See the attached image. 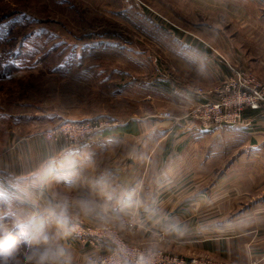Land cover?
Returning <instances> with one entry per match:
<instances>
[{"label":"crops","instance_id":"obj_1","mask_svg":"<svg viewBox=\"0 0 264 264\" xmlns=\"http://www.w3.org/2000/svg\"><path fill=\"white\" fill-rule=\"evenodd\" d=\"M213 19L219 22V54L255 56L251 65L260 70L264 0H219V15ZM195 48L202 55L199 69L209 71V83L227 77L224 61L213 58L217 54L211 48ZM190 50L183 44L178 54L188 56ZM24 68L22 63L18 70ZM178 86L168 84L165 91L167 105L186 113L177 121L156 113L125 120L111 114L117 123L76 145L48 141L40 131L15 138L0 154V189L17 183L29 187L43 177L49 194L90 195L93 182L105 176L140 201L134 218L125 217L132 224L121 233L129 242L147 245L155 239L168 252L187 258L208 255L228 264H264V115L246 109V118L238 124L205 127L189 114L191 106L202 100L201 94L182 92ZM159 94L161 90L155 89L153 97L135 99L140 102ZM59 117L63 115L48 112L44 119ZM24 120L20 123L42 122ZM162 229L164 236L157 233ZM80 241L77 237L68 241L76 264L93 249Z\"/></svg>","mask_w":264,"mask_h":264},{"label":"rangeland","instance_id":"obj_2","mask_svg":"<svg viewBox=\"0 0 264 264\" xmlns=\"http://www.w3.org/2000/svg\"><path fill=\"white\" fill-rule=\"evenodd\" d=\"M216 15L219 0H0V154L15 138L31 132L40 131L48 141L71 145L65 139L68 127H62L61 135L49 134L66 120L100 118L103 121L93 127L97 131L117 123L112 115L125 120L168 110L180 120L186 113L167 105L168 84H179L182 92L199 93L217 89L224 81L209 83V71L199 69L202 55L194 50L199 45L211 48L217 54L213 58L224 61L225 76L230 74V64L236 65L253 70L264 84L263 58L260 70H254L250 58L255 56L219 54ZM220 26L230 28L229 24ZM33 33L41 35L32 37ZM183 44L192 49L188 56L178 54ZM18 48L34 54H17ZM22 63L24 70L4 76L7 69L10 72L14 64L20 67ZM155 89L161 90L154 95L159 98L136 101L138 96L153 97ZM160 104L166 109H160ZM246 109L241 112L243 119ZM259 111L262 114L263 109ZM48 112L63 117L47 121ZM24 117L42 122L20 123ZM84 224L85 229L90 226L96 231L92 224ZM156 248L167 251L159 245ZM91 251L95 250L89 249L88 254ZM17 264H23L22 256Z\"/></svg>","mask_w":264,"mask_h":264},{"label":"clouds","instance_id":"obj_3","mask_svg":"<svg viewBox=\"0 0 264 264\" xmlns=\"http://www.w3.org/2000/svg\"><path fill=\"white\" fill-rule=\"evenodd\" d=\"M93 189L90 195L49 194L43 177L29 187L17 183L0 189V264H17L21 256L23 264H76L68 241L81 234L86 221L109 246L106 254L84 255L81 264H153L155 239L136 250L119 235L131 226L125 217L134 218L140 201L105 176L93 182Z\"/></svg>","mask_w":264,"mask_h":264},{"label":"built area","instance_id":"obj_4","mask_svg":"<svg viewBox=\"0 0 264 264\" xmlns=\"http://www.w3.org/2000/svg\"><path fill=\"white\" fill-rule=\"evenodd\" d=\"M230 74L219 84L217 89L208 91H199L202 100L197 102L189 111V114L200 120L205 127L215 124L230 123L238 124L242 122L241 112L243 109H263L264 112V84L249 70L236 65L229 66ZM232 114H234L232 116ZM160 116L165 118L176 119V116L168 111L160 112ZM97 120L74 121L66 122L49 132L53 137L61 135L62 127H68L66 141L71 145H76L85 140L91 134L97 132L93 127H96ZM93 129V130H92ZM62 137V136H61ZM86 228V227H85ZM82 227L80 235L76 236L84 243L92 246L93 250L100 254L104 252L105 242L98 236L97 232L92 227L88 226V230ZM165 230L158 231L162 236L165 235ZM120 235V234H119ZM120 238L126 242L130 248L136 250H144L146 246L133 245L127 242L122 235ZM153 264H228L222 260L214 259L208 255L183 257L177 254H171L162 248H156L153 257Z\"/></svg>","mask_w":264,"mask_h":264},{"label":"bare ground","instance_id":"obj_5","mask_svg":"<svg viewBox=\"0 0 264 264\" xmlns=\"http://www.w3.org/2000/svg\"><path fill=\"white\" fill-rule=\"evenodd\" d=\"M21 43H22V42H21ZM21 45H22V44H21ZM23 46H24V45H23ZM222 58H223V57H222ZM225 62H226V61H225ZM252 72H253V70H252ZM255 74H256V73H255ZM257 75H258V74H257ZM226 76H227V75H226ZM258 78H259V77H258ZM261 79H262V78H261ZM261 79H260V80H261ZM216 86H217V85H216ZM202 89H203V88H202ZM208 90H209V89H208ZM199 91H200V90H199ZM197 98H198V97H197ZM198 100H199V99H198ZM191 108H192V106H191ZM165 109H166V108H165ZM248 109H250V108H248ZM248 109H247V110H248ZM162 110H164V109H162ZM162 110H161V111H162ZM259 110H261V109H259ZM259 112H261V111H259ZM245 113H246V112H245ZM262 114H263V112H262ZM157 115H158V114H157ZM159 116H160V115H159ZM155 117H156V116H155ZM94 118H95V117H94ZM104 118H105V116H104ZM107 118H108V117H107ZM107 118H106V119H107ZM243 118H244V117H243ZM88 119H89V118H88ZM92 119H93V118H92ZM195 119H196V118H195ZM61 120H62V119H61ZM63 120H64V119H63ZM90 120H91V119H90ZM107 120H108V119H107ZM197 120H198V119H197ZM71 121H73V120H71ZM77 121H78V120H77ZM66 122H67V120H66ZM83 122H84V121H83ZM107 123H108V122H107ZM112 123H113V122H112ZM112 123H111V124H112ZM113 124H114V123H113ZM201 124H202V123H201ZM54 125H55V124H54ZM60 125H62V124H60ZM223 125H225V124H223ZM56 126H57V125H56ZM107 126H108V125H107ZM203 126H204V125H203ZM100 127H102V126H100ZM63 131H64V129H63ZM94 134H95V133H94ZM91 136H92V135H91ZM61 138H62V137H61ZM63 138H64V137H63ZM56 139H57V138H56ZM84 225H86V224H84ZM165 229H166V228H165ZM165 231H166V230H165ZM157 233H158V232H157ZM122 235H123V234H122ZM122 237H125V236H122ZM125 240H126V239H125ZM80 242H81V241H80ZM128 242H129V241H128ZM107 245H108V244H107ZM105 247H106V246H105ZM91 252H92V251H91ZM174 254H175V253H174ZM178 255H179V254H178Z\"/></svg>","mask_w":264,"mask_h":264},{"label":"trees","instance_id":"obj_6","mask_svg":"<svg viewBox=\"0 0 264 264\" xmlns=\"http://www.w3.org/2000/svg\"><path fill=\"white\" fill-rule=\"evenodd\" d=\"M15 64H19V62H14ZM13 65L12 67H11V70H10V72H9V69H7L8 71H5V74H4V76H7L9 73H11V71H14V70H17V69H19V67L17 66V65ZM253 110V109H252ZM255 110V109H254Z\"/></svg>","mask_w":264,"mask_h":264},{"label":"snow or ice","instance_id":"obj_7","mask_svg":"<svg viewBox=\"0 0 264 264\" xmlns=\"http://www.w3.org/2000/svg\"><path fill=\"white\" fill-rule=\"evenodd\" d=\"M41 34H38V33H33L31 34L32 37H39ZM27 46V45H26ZM31 50V49H29ZM69 59H71V56L69 57Z\"/></svg>","mask_w":264,"mask_h":264}]
</instances>
